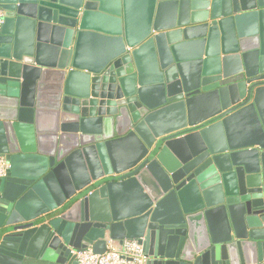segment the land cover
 I'll list each match as a JSON object with an SVG mask.
<instances>
[{
  "label": "water",
  "instance_id": "water-1",
  "mask_svg": "<svg viewBox=\"0 0 264 264\" xmlns=\"http://www.w3.org/2000/svg\"><path fill=\"white\" fill-rule=\"evenodd\" d=\"M0 9V264H264V0Z\"/></svg>",
  "mask_w": 264,
  "mask_h": 264
},
{
  "label": "built area",
  "instance_id": "built-area-1",
  "mask_svg": "<svg viewBox=\"0 0 264 264\" xmlns=\"http://www.w3.org/2000/svg\"><path fill=\"white\" fill-rule=\"evenodd\" d=\"M2 17L3 11L0 9V26ZM8 170L9 164L0 157V180ZM71 255L76 264H146L147 261L142 245L136 240H108L103 254H95L90 248H84L72 250Z\"/></svg>",
  "mask_w": 264,
  "mask_h": 264
},
{
  "label": "crops",
  "instance_id": "crops-1",
  "mask_svg": "<svg viewBox=\"0 0 264 264\" xmlns=\"http://www.w3.org/2000/svg\"><path fill=\"white\" fill-rule=\"evenodd\" d=\"M49 192V190H47Z\"/></svg>",
  "mask_w": 264,
  "mask_h": 264
}]
</instances>
